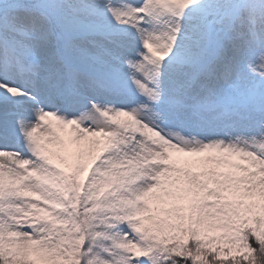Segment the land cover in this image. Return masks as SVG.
Returning a JSON list of instances; mask_svg holds the SVG:
<instances>
[{"label":"snow or ice","instance_id":"snow-or-ice-1","mask_svg":"<svg viewBox=\"0 0 264 264\" xmlns=\"http://www.w3.org/2000/svg\"><path fill=\"white\" fill-rule=\"evenodd\" d=\"M0 264H264V0H0Z\"/></svg>","mask_w":264,"mask_h":264}]
</instances>
